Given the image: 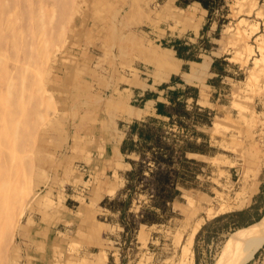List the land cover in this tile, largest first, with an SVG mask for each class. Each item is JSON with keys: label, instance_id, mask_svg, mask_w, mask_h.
I'll return each instance as SVG.
<instances>
[{"label": "rangeland", "instance_id": "374dc122", "mask_svg": "<svg viewBox=\"0 0 264 264\" xmlns=\"http://www.w3.org/2000/svg\"><path fill=\"white\" fill-rule=\"evenodd\" d=\"M213 2L0 0V264H188L189 225L190 264L233 263L264 214V0ZM179 42L215 60L214 88L117 154L93 78Z\"/></svg>", "mask_w": 264, "mask_h": 264}, {"label": "crops", "instance_id": "0c3cea01", "mask_svg": "<svg viewBox=\"0 0 264 264\" xmlns=\"http://www.w3.org/2000/svg\"><path fill=\"white\" fill-rule=\"evenodd\" d=\"M166 49L172 54L166 55ZM137 50L144 63L150 66L147 73L140 69L137 73H128L124 69L123 72L119 70L112 75L93 78L103 93L99 103L101 112L110 117L97 134L103 137L105 145L114 146L117 154H121V148H124L126 154L135 155L136 148L148 140L147 132L154 139L161 125L175 118L179 111L189 109L192 104L199 106L200 88L202 93L205 92L203 87L214 88L209 82L221 73L212 58L190 59V47L185 58H178L173 48L154 44L141 43ZM131 62L134 60L125 59L122 64ZM108 90L110 92L106 94ZM201 98L204 100L205 96Z\"/></svg>", "mask_w": 264, "mask_h": 264}, {"label": "bare ground", "instance_id": "6f19581e", "mask_svg": "<svg viewBox=\"0 0 264 264\" xmlns=\"http://www.w3.org/2000/svg\"><path fill=\"white\" fill-rule=\"evenodd\" d=\"M223 189V187H221ZM229 188V187H227ZM226 188V189H227ZM217 189V188H216ZM215 189V190H216ZM217 191V190H216ZM213 192V191H212ZM227 192V191H226ZM219 193V192H218ZM221 194V193H220ZM228 194V193H227ZM211 195V194H210ZM214 195V194H213ZM224 196V195H223ZM216 198V196H214ZM231 197V196H230ZM239 197V196H238ZM241 197V196H240ZM218 199V198H217ZM231 199V198H230ZM199 202L202 201H208V198L205 197H198L197 199ZM227 200V199H226ZM239 200V199H238ZM197 201V202H198ZM192 202V200L190 201ZM218 202V201H217ZM221 202V201H220ZM229 202V200H228ZM232 202V201H231ZM216 203V202H214ZM212 204V203H211ZM243 202L241 203V205ZM235 205V204H234ZM233 205V206H234ZM239 205V204H238ZM188 206V205H187ZM212 206V205H211ZM231 206V207H233ZM226 207L225 204L221 203L220 205L213 207L212 209L207 210L206 215L211 216L214 214H217L221 211H223ZM191 210H189L190 212ZM200 210H197V212ZM228 211V210H227ZM188 213V212H187ZM204 213V212H203ZM186 219V218H185ZM196 220V219H195ZM185 222V221H184ZM189 222V220L187 221ZM196 222V221H195ZM198 223V222H197ZM200 223V222H199ZM191 224V223H190ZM187 225V224H186ZM193 225V224H192ZM188 226V225H187ZM195 226V225H194ZM196 227V226H195ZM186 229V230H185ZM196 228H193L189 225V227L184 228V231H186V238L184 239V244L181 247V251L183 253L184 260L186 262H189L191 260V253H190V245L192 242V238L194 235ZM182 234V233H181ZM181 236V235H180ZM179 236V238H180ZM185 237V236H184ZM183 237V238H184ZM182 242V241H181ZM264 243V214L261 215V217L255 221L252 225H250L247 229H245L238 242V249L236 250L235 256H233V263L232 264H245L248 260L252 258L256 250Z\"/></svg>", "mask_w": 264, "mask_h": 264}, {"label": "trees", "instance_id": "16d2710c", "mask_svg": "<svg viewBox=\"0 0 264 264\" xmlns=\"http://www.w3.org/2000/svg\"><path fill=\"white\" fill-rule=\"evenodd\" d=\"M213 1L214 0H177V5L181 6V7H185L188 4H190L191 2H198V3L201 4V6L203 8L207 9L209 11V13H211L212 7L214 6V4H213L214 2ZM172 48H173V50H175L176 56L178 58H183V57L185 58V54L184 53H186V51L188 50V46H182L180 44V42H179V43L172 44ZM188 57L190 59H193V58L190 57V55ZM193 60L199 61V60H196V59H193ZM148 134L149 133L147 132V135H146L148 137L147 139H150L151 136H149ZM145 141L147 142L148 140L145 139ZM121 152L125 153L124 152V148H121Z\"/></svg>", "mask_w": 264, "mask_h": 264}]
</instances>
